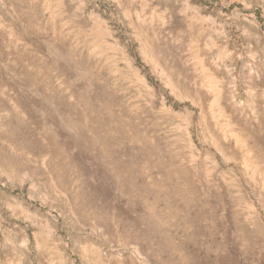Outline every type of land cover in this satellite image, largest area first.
I'll list each match as a JSON object with an SVG mask.
<instances>
[{
	"label": "rangeland",
	"instance_id": "obj_1",
	"mask_svg": "<svg viewBox=\"0 0 264 264\" xmlns=\"http://www.w3.org/2000/svg\"><path fill=\"white\" fill-rule=\"evenodd\" d=\"M0 264H264V0H0Z\"/></svg>",
	"mask_w": 264,
	"mask_h": 264
}]
</instances>
